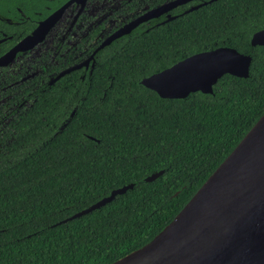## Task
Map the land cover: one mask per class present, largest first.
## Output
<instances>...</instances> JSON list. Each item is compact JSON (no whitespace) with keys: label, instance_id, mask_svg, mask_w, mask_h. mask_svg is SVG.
<instances>
[{"label":"trees","instance_id":"trees-1","mask_svg":"<svg viewBox=\"0 0 264 264\" xmlns=\"http://www.w3.org/2000/svg\"><path fill=\"white\" fill-rule=\"evenodd\" d=\"M258 1L250 10L207 13L197 39L193 27L172 33L170 50L178 53L160 65L147 55L123 58L107 96L87 112L80 108L58 135L34 120L26 152L0 166V264H110L174 219L264 114V46L250 44L264 28ZM218 47L250 55V77L225 75L212 95L175 100L141 85ZM142 61L151 68L134 66ZM162 170L158 180L144 181ZM131 183L134 189L110 204L60 223Z\"/></svg>","mask_w":264,"mask_h":264},{"label":"flooded vegetation","instance_id":"flooded-vegetation-1","mask_svg":"<svg viewBox=\"0 0 264 264\" xmlns=\"http://www.w3.org/2000/svg\"><path fill=\"white\" fill-rule=\"evenodd\" d=\"M250 1L0 0V166L26 152L34 120L53 137L80 108L100 104L123 58L160 65L178 53L172 33L193 27L197 39L210 17L259 2ZM142 64L134 66L151 68Z\"/></svg>","mask_w":264,"mask_h":264},{"label":"water","instance_id":"water-1","mask_svg":"<svg viewBox=\"0 0 264 264\" xmlns=\"http://www.w3.org/2000/svg\"><path fill=\"white\" fill-rule=\"evenodd\" d=\"M250 44L264 46V30L255 33ZM251 64L250 55L218 47L152 74L141 85L162 99L212 95L225 75L248 79ZM163 173L144 181L152 183ZM134 187L117 188L60 223L99 210ZM110 264H264V114L169 224L147 244Z\"/></svg>","mask_w":264,"mask_h":264}]
</instances>
